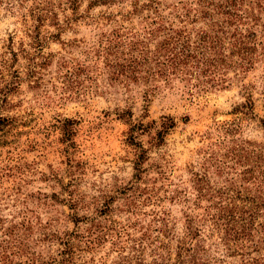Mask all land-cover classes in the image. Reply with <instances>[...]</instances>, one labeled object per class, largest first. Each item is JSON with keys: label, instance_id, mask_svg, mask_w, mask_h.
Wrapping results in <instances>:
<instances>
[{"label": "rangeland", "instance_id": "374dc122", "mask_svg": "<svg viewBox=\"0 0 264 264\" xmlns=\"http://www.w3.org/2000/svg\"><path fill=\"white\" fill-rule=\"evenodd\" d=\"M0 264H264V0H0Z\"/></svg>", "mask_w": 264, "mask_h": 264}]
</instances>
